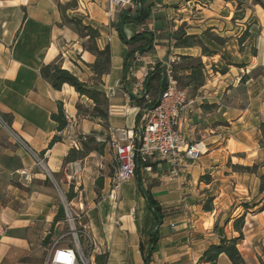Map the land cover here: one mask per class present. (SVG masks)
Returning <instances> with one entry per match:
<instances>
[{
	"label": "crops",
	"instance_id": "crops-1",
	"mask_svg": "<svg viewBox=\"0 0 264 264\" xmlns=\"http://www.w3.org/2000/svg\"><path fill=\"white\" fill-rule=\"evenodd\" d=\"M262 3L142 0L141 4L116 7L109 14L108 0H0V114L45 157L63 187H71V200L95 240V264H145V260L148 264H211L202 259L205 250L222 238L237 237L234 220L242 215L243 238L238 250L246 264L264 261V0ZM140 10L148 17L142 23H124L123 34L127 40L137 34L150 35L151 48L136 49L132 70L123 80L129 46L120 40L116 26L123 17ZM238 13L249 26V36L238 54L243 56L242 64L230 65L224 74L207 71L205 85L195 97L190 95L193 102L181 114V133L189 142H200L203 153L197 160L183 159L176 165L151 156L145 165H138L133 179L113 190L115 166L109 142L116 138L117 129L133 130L141 121L140 106L128 94L138 98L139 85L145 88L147 79L143 75L171 59L177 63L181 55L199 56L206 67L211 66L214 58L201 55L200 48L173 47L172 32L184 25L188 34L201 35L211 28L221 37H235L238 23L232 19ZM72 17L99 31V48L110 47L111 68L101 77L100 86L109 103L104 122L78 114L77 104L92 107L91 100L68 84L53 89L40 74L42 67L59 64L80 81L92 83L88 65L95 56L83 48L85 39L64 21ZM143 44L138 42L132 48ZM247 44L255 53L247 51ZM239 74L245 76L244 81ZM159 85L152 82L148 91L153 97L159 96ZM109 89L113 95H108ZM60 103L67 122L61 130L51 117ZM54 137L58 139L50 144ZM89 137L95 139L93 148H100V143L103 148L66 162L70 150H81V143ZM72 164H78L79 171L76 185L70 186L66 176ZM139 183L159 207L160 223ZM208 198H212L210 211L204 209ZM59 208L54 187L0 126V264H39L43 240H53L64 230ZM241 208L240 214L231 215ZM216 264L232 263L220 254Z\"/></svg>",
	"mask_w": 264,
	"mask_h": 264
},
{
	"label": "built area",
	"instance_id": "built-area-1",
	"mask_svg": "<svg viewBox=\"0 0 264 264\" xmlns=\"http://www.w3.org/2000/svg\"><path fill=\"white\" fill-rule=\"evenodd\" d=\"M134 3L133 0H108V13L111 14L116 7L125 8ZM173 63L175 60L171 59L163 64L166 82L158 97H153L142 84L139 85L138 98L142 99L140 124L133 130L117 129L116 138L109 142L115 164L111 179L113 190L119 189L122 184L133 179L138 165H145L151 156L166 159L176 165L183 159L197 160L203 153L200 142H189L180 131L181 114L193 100L187 89L178 87L172 71ZM131 70L132 64L128 72ZM147 75L145 73L143 78ZM108 95H113L112 89L108 90ZM0 126L16 145L26 151L34 165L54 187L60 199L66 228L49 243L44 264H95L93 260L95 240L81 223L83 215L73 208V201L61 188V182L47 166L45 157L26 143L1 114ZM83 139L82 137L81 140ZM78 171V164L69 167L66 182L70 186L76 185Z\"/></svg>",
	"mask_w": 264,
	"mask_h": 264
},
{
	"label": "trees",
	"instance_id": "trees-1",
	"mask_svg": "<svg viewBox=\"0 0 264 264\" xmlns=\"http://www.w3.org/2000/svg\"><path fill=\"white\" fill-rule=\"evenodd\" d=\"M137 4H141L142 0H133ZM229 1V0H224ZM254 4L263 5L262 0H253ZM71 6H75L72 2ZM148 17V13L145 10H140V12L132 17H123L120 21V24L116 26L120 40L129 46V50L125 55L122 67V79H125V76L129 70L130 65L134 60V53L136 49H139L140 52L148 51L151 48L152 37L144 34H137L131 39H126L122 25L128 21H136L142 23ZM64 21L75 29L78 35L81 38H84L83 48L89 51L95 56V60L92 64L88 65L90 70L93 73L92 83H87L80 81L76 76H74L70 71L63 69L59 64H49L40 69L41 76L47 80L53 89L60 90L64 84H68L74 88V90L81 96L87 97L93 103L92 107H86L80 103L77 104V112L83 117H88L93 120H99L104 122L108 118V97L105 92L101 89V77L105 74H108L111 68V51L108 45H105L103 48H99L97 45V40L100 37L99 31L93 28L90 25L84 24L81 19L72 17L65 18ZM249 36V30H246L243 37L239 40V43H243ZM173 39V47L175 48H192L198 47L201 50V55L206 57H213L218 54L217 50L210 48L205 40L208 42H213L216 45H223L227 42V37H221L218 34L214 33L211 28L206 29L201 35L197 34H188L184 28V25L180 26L177 30L173 31L171 34ZM144 42L143 46H138V48H132L133 44L138 42ZM255 53V49L252 51ZM222 66L220 68L212 65V70L224 74L228 71L230 65H235L230 60H227L224 55H221ZM172 71L174 77L177 81V85L180 89H187L192 97H195L200 88H202L207 80V69L206 65L202 60L197 57L190 55H181L177 63L172 64ZM245 76L241 77L240 81H244ZM153 81H156L162 91L165 86V77H164V66L157 64L154 70L147 75L145 82L146 91L149 92V88ZM129 97L134 103L138 104L140 107L142 105V99L136 98L129 94ZM155 105V102L153 103ZM52 119L58 123L57 128L59 130L63 129L67 122L65 119L64 111L62 104H59L58 111L55 114H52ZM9 123V122H8ZM58 138L54 137L50 144L54 143ZM95 142L94 138H86L84 142L81 143L82 149L76 150L72 148L66 157V162H71L80 159L81 157L88 154L90 151L95 149L100 151L103 148V143H100L99 147H92L91 144ZM235 168L252 170L253 168L236 166ZM139 188L149 204L150 207L155 211L157 223H160L162 216L160 214V209L156 205L155 200L153 199L151 193L146 190L144 191L139 183ZM264 189V184L261 186V190ZM73 197L72 189L69 191V198ZM212 198H208L204 205L206 211L212 209ZM244 208H248L247 204H243ZM60 212L62 214L61 208ZM60 215L57 216V218ZM244 225V215L236 218L234 220V228L238 231L239 235L235 238H222L219 244L210 245L204 252L202 259L210 262L211 264H216V261L220 254H225L232 264H246V261L240 254L238 250V243L243 238L242 227ZM152 250L156 244V234L151 239ZM145 264H148V261L145 260ZM264 264V261L261 262Z\"/></svg>",
	"mask_w": 264,
	"mask_h": 264
},
{
	"label": "rangeland",
	"instance_id": "rangeland-1",
	"mask_svg": "<svg viewBox=\"0 0 264 264\" xmlns=\"http://www.w3.org/2000/svg\"><path fill=\"white\" fill-rule=\"evenodd\" d=\"M240 14L241 13H238V15L233 17V19H232L233 21H236L238 23V25L235 26L237 28L235 33H234L236 35L235 37H233V35H232V37L228 38L227 42L225 44H223L222 46L221 45H216L213 42H208V41L205 40V43L210 48L215 49L218 52L217 55L213 56L215 62L212 63V65H214V66H216L218 68H220L222 66L221 55H224L225 58H227V60H230L232 62L235 61V63H234L235 65L234 66H237V65L239 66L240 64H242L241 61H243V56L242 55L239 56L238 54L242 52L243 47H241V43H239V40L243 37V35L246 32V30H249V26H247V23L245 22L244 18L240 17ZM230 39L237 41V42L234 41L232 43L235 46L234 48L231 47L232 44L229 42ZM250 43H251V41H249V44ZM246 47H247V51H248V49H250V52L253 51V48L249 47L248 44L246 45ZM237 50H238V52H237ZM196 57L199 58V56H196ZM212 65L209 66V67H206V69H207V71H209L210 74L216 75L215 73H219V72L213 71L212 68H211ZM256 72H261V71L257 70ZM242 76H244V75H240L239 74L240 78ZM113 165L115 166L114 162H113ZM60 186L63 189V191L67 192V195H69V191L71 190V187H68V189H67V187L66 188L63 187L62 184H60ZM56 195H57V193H56ZM57 203H58V205L60 207V199H59L58 195H57ZM73 208L75 209L76 212H79L78 208L76 207L75 204H73ZM242 211H243L242 208L240 210H238V211L233 210V212H231V215L240 214ZM62 223H63L64 229H65L66 225H65V223L63 221V218H62ZM81 223L84 224L83 219L81 220ZM50 242H51V240L49 238H47V237L43 240V245L38 250V252H39V257H38L39 258V264H44L46 256H47V249H48V246H49Z\"/></svg>",
	"mask_w": 264,
	"mask_h": 264
}]
</instances>
